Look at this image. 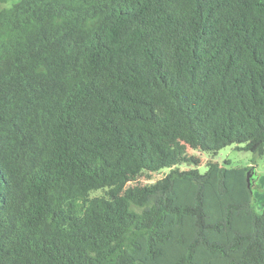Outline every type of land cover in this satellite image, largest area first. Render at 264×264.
I'll return each instance as SVG.
<instances>
[{
	"label": "trees",
	"instance_id": "obj_1",
	"mask_svg": "<svg viewBox=\"0 0 264 264\" xmlns=\"http://www.w3.org/2000/svg\"><path fill=\"white\" fill-rule=\"evenodd\" d=\"M0 3V264H264V0Z\"/></svg>",
	"mask_w": 264,
	"mask_h": 264
},
{
	"label": "rangeland",
	"instance_id": "obj_2",
	"mask_svg": "<svg viewBox=\"0 0 264 264\" xmlns=\"http://www.w3.org/2000/svg\"><path fill=\"white\" fill-rule=\"evenodd\" d=\"M8 6L0 3V8ZM187 153L192 156L196 161L195 165L182 164L179 166L180 170H189L197 168L200 173L206 171V164L208 161L223 165L224 161H228L227 168L229 170L235 171L239 168H251L253 171L251 193L253 197V206L256 212L260 213L264 206V154L259 156L253 154L249 151L243 149H235L234 146L226 147L218 152L214 157L209 154L202 152L200 150H194L189 147L186 148ZM169 173V169H164L157 173H141L136 177L133 182H129L125 188L133 185H149L156 182L159 179H162L165 175ZM123 192L115 197L122 195ZM105 199L111 200V197L108 195V189H100L90 192L86 197V202L92 199ZM86 202L80 204L79 206H70L66 210L62 211L60 216L64 220H72L76 223H79L82 219V211L86 207Z\"/></svg>",
	"mask_w": 264,
	"mask_h": 264
},
{
	"label": "water",
	"instance_id": "obj_3",
	"mask_svg": "<svg viewBox=\"0 0 264 264\" xmlns=\"http://www.w3.org/2000/svg\"><path fill=\"white\" fill-rule=\"evenodd\" d=\"M252 175H253V173L250 174L249 171L246 172V182H247L248 188H250V189H251V185H252V178H251Z\"/></svg>",
	"mask_w": 264,
	"mask_h": 264
}]
</instances>
